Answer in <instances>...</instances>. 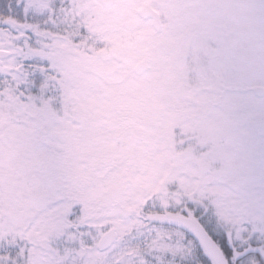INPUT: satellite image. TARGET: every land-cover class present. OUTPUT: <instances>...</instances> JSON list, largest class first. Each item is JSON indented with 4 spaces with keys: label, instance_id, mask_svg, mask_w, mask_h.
Returning a JSON list of instances; mask_svg holds the SVG:
<instances>
[{
    "label": "snow or ice",
    "instance_id": "obj_1",
    "mask_svg": "<svg viewBox=\"0 0 264 264\" xmlns=\"http://www.w3.org/2000/svg\"><path fill=\"white\" fill-rule=\"evenodd\" d=\"M0 264H264V0H0Z\"/></svg>",
    "mask_w": 264,
    "mask_h": 264
}]
</instances>
